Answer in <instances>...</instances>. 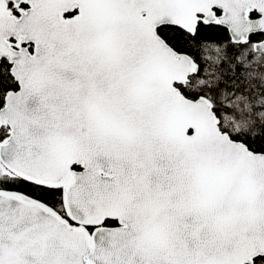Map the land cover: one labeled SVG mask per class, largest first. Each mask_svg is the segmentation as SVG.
Masks as SVG:
<instances>
[{
    "label": "snow or ice",
    "instance_id": "1",
    "mask_svg": "<svg viewBox=\"0 0 264 264\" xmlns=\"http://www.w3.org/2000/svg\"><path fill=\"white\" fill-rule=\"evenodd\" d=\"M0 264H264V0H0Z\"/></svg>",
    "mask_w": 264,
    "mask_h": 264
}]
</instances>
